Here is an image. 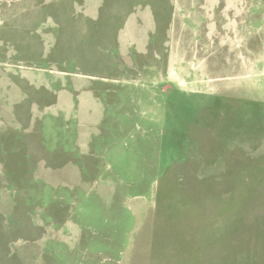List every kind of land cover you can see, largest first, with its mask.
Returning a JSON list of instances; mask_svg holds the SVG:
<instances>
[{"label":"rangeland","instance_id":"rangeland-1","mask_svg":"<svg viewBox=\"0 0 264 264\" xmlns=\"http://www.w3.org/2000/svg\"><path fill=\"white\" fill-rule=\"evenodd\" d=\"M0 264H264V0H0Z\"/></svg>","mask_w":264,"mask_h":264}]
</instances>
